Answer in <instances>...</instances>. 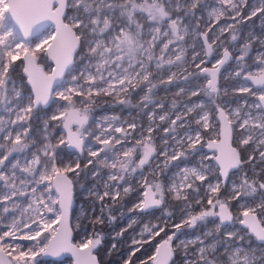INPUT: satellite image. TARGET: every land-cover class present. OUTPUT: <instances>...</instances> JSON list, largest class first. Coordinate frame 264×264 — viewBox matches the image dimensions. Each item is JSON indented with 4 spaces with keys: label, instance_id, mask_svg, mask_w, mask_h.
I'll use <instances>...</instances> for the list:
<instances>
[{
    "label": "snow or ice",
    "instance_id": "6c2138e0",
    "mask_svg": "<svg viewBox=\"0 0 264 264\" xmlns=\"http://www.w3.org/2000/svg\"><path fill=\"white\" fill-rule=\"evenodd\" d=\"M253 18L264 27V0H0V264L64 253L74 264H100L104 235L94 226L104 224L106 208L109 222L117 219L113 206L145 168L153 182L144 179L129 211L165 209L170 219L169 197L184 207L175 231L139 264H177L178 254L180 264H264V33L245 30ZM201 78L203 86L193 83ZM222 78L232 86L221 87ZM173 86L170 105L154 98ZM133 95L147 128L136 118L96 116L102 99L126 107ZM52 106L37 141L32 121ZM56 122L64 131L53 142ZM165 123L157 145L153 134ZM201 130L213 136L202 143ZM190 156L199 159L191 164ZM165 171L167 183L159 179ZM230 173L240 179L222 199ZM89 178L97 182L91 188L81 183ZM77 185L101 203V215L89 219L93 231L78 243ZM210 220L213 230L181 239L183 229ZM163 232L145 224L123 264H134L135 253Z\"/></svg>",
    "mask_w": 264,
    "mask_h": 264
},
{
    "label": "rangeland",
    "instance_id": "374dc122",
    "mask_svg": "<svg viewBox=\"0 0 264 264\" xmlns=\"http://www.w3.org/2000/svg\"><path fill=\"white\" fill-rule=\"evenodd\" d=\"M209 4H214V0H208ZM252 2H254V0H252ZM253 30L256 32L257 35H260L262 33H264V27H261L260 25V21L258 18H253L252 22L248 23L246 25L245 30ZM234 51V49H233ZM214 62V61H213ZM19 63V62H17ZM50 63V62H49ZM205 66L211 68V63L206 64ZM230 66H234L231 62H230ZM46 70H47V65H46ZM227 73L222 69V76L226 75ZM195 84H200L201 86H203L206 83V80H204L203 78H201L198 81L193 82ZM221 83V87H230L232 86V82L231 81H224L223 78L220 81ZM180 87H187L184 84H180ZM178 91V88L176 86L171 87L167 93H165V91L163 89H160L159 94L154 97L155 99H160V100H164L166 103H168L170 105L171 101L176 98L175 97V93ZM201 99H203L204 97L201 96ZM105 99L107 100V103H105ZM139 99L140 96L139 95H133L132 97V106H126V107H121L118 105H114L113 100L111 98H104L100 101L101 106L97 109L96 111V116H103L105 114H115L120 116L122 119L128 120V119H132V118H136L138 123H143L144 127L147 128L148 126V120L146 116H138L137 114V109L134 107L137 103H139ZM181 100H183L184 98L181 97ZM194 100L196 98H193ZM55 111V106H52V108L48 109V110H40L37 114H36V118L33 119L32 121V135L33 137L37 140V141H42L43 136H44V130H43V124L46 120H48V118L53 114V112ZM212 123H215V119L213 117ZM58 124V126L55 128V135L53 136V142H55V140L57 138H59L60 133L63 130L62 128V124H59V122H56ZM168 124L165 123L163 124L160 129L156 132H154V136L157 137V145H159V137L163 135V131L162 128L163 127H167ZM193 127H195V125H193ZM49 131L51 132L52 129L50 128ZM179 135H183V131L179 130ZM202 136H203V141L202 143L206 142L207 139L211 138L213 136L212 132H205L204 130H201ZM119 135V134H117ZM138 135V133H137ZM204 154L207 155H211V152L206 150V147L202 150ZM249 152H251V149H248ZM199 159V157H189V162L191 164H195L197 162V160ZM84 163H86V159L81 158V164L83 165ZM181 167L183 166V163H181L180 165ZM91 167V166H90ZM249 168H251V166H249ZM176 168H172V171H176ZM102 176H104L106 178L107 176V172L104 171L101 173ZM249 175L251 176V172H249ZM171 173H169L168 171H165L163 176H160L159 179L164 181L165 183L168 182V180L170 179ZM144 179H147L149 182H153V174H152V170L149 168H145L143 170V176H141L139 173H137L135 175L134 178H130V182L132 184V188L134 189L132 192H130V194L128 195H124L122 193V197H129L130 200V206L126 209H124L123 207H117L118 203L122 200H120L118 203H116L113 208L115 207L116 209V213L115 216L118 218L116 221L117 223L115 224L114 221L113 222H109L108 218H107V208L105 209V212L103 214V218H104V224L106 226V228H109L111 231H109V233L106 232H98V233H102L104 235V243L102 244V246H100L99 251L101 253V257L105 260L108 257V254L110 252H114V256L117 260L119 261H114L111 263H106V264H123V261L128 257L129 253L133 250V245H132V239L136 238V239H141L140 236V232L141 229L143 228V226L145 224H148L149 226L151 225H161V226H165V232L161 233L159 236L155 237L154 240L149 241L148 243L144 244L143 247L140 248V250L138 252L135 253V255L133 256L134 260V264H139V261L141 259H147L148 256H151L154 251H155V245L159 244L161 242L162 239L166 238V234L170 235L173 231H175V229L173 228V224L175 223H179L180 220L183 218V216L181 215V209L184 207V202L183 201H176L173 200L171 197L168 198L167 204H166V211L168 212H172V217L169 219L166 217L165 215V209H161V210H151L148 213H141V212H130L129 209H131L133 207L134 204H136L138 202V200L140 199L141 193L143 191V181ZM240 179V174L239 173H230V179H229V184L227 188H222L221 189V193H220V197L226 198L228 192L231 189V181H238ZM90 183L87 185L88 188H91L93 186V184L97 183L96 181L91 180V178H89ZM205 186H201V192L200 195L201 196H205L206 197V193H205ZM100 191H103V187L101 185ZM75 191H78L79 194V203H75L74 202V213H72V217H71V222L73 225V238H74V242H80L86 232L87 233H91L93 231V225L89 222V219L92 218L93 216H97V215H101V203L96 200L95 197H92L90 199L86 198V190L81 188L79 185L76 186ZM189 203H191L193 205L191 211L193 213L198 212L200 210V205H197L195 203V199H190ZM206 203V200H205ZM105 205H112V201L109 199H105L104 201ZM95 208V212H92V209ZM232 208L234 211V214L238 211V205L236 204V201H232ZM87 213L88 216L87 218L85 217L84 213ZM82 220H84L87 223H90L91 226L87 227V229H85V222H83ZM133 220H135L136 222L132 225V227H128L129 223H131ZM77 222L80 223L81 227L76 228V224ZM82 222L84 224H82ZM215 227L214 222H212L211 220L209 222H207L206 224H198V226L194 229H183V233L184 235L181 236V239H185V238H194L196 236H200L202 235L204 232L206 231H211L213 230ZM122 228H126L127 231L124 233V235L120 238L117 239H113V237H115L116 233L119 232ZM78 230V237L77 239L75 238V230ZM97 232V231H96ZM26 244L28 242H25ZM115 243L116 244V248L113 249L112 248V244ZM174 243H178V241L175 240L174 238ZM38 264H72V260L70 258H66L63 260H45L43 259V257H38ZM176 261L177 264H180V254H178V256L176 257Z\"/></svg>",
    "mask_w": 264,
    "mask_h": 264
},
{
    "label": "trees",
    "instance_id": "16d2710c",
    "mask_svg": "<svg viewBox=\"0 0 264 264\" xmlns=\"http://www.w3.org/2000/svg\"><path fill=\"white\" fill-rule=\"evenodd\" d=\"M81 183H86V184L88 185V184L90 183V180L88 179L86 182H85L84 180H81ZM77 186H78V185H77ZM73 198H74V202H75V203H79L80 199H79L78 191H75ZM120 206L123 207L124 209L128 208V207L130 206V200H129V197H124V198L118 203V205L116 206V208H117V207H120ZM72 213H74V210H73ZM115 213H116V209H115V207H114V208H112V212H111V214L115 216ZM117 219H118V218H117ZM117 219H116V220H117ZM116 220L114 221L115 224L117 223ZM82 221L85 222L84 220H82ZM83 222H82V224H84ZM85 225H87V227H90V226H91V224H90V223H87V222H85ZM94 229H95V231H97V232H106V233H109V231H111L109 228H106L105 224H96V225L94 226ZM77 237H78V230L76 229V230H75V238L77 239ZM96 255H97V258H98L99 261H100V264H106V263H111V262H114V261H119V260H117V259L115 258V256H114V252H110V253L108 254V257H107L105 260L101 257V253H100L99 249L96 251ZM134 261H136V260H134V258H133V262H134Z\"/></svg>",
    "mask_w": 264,
    "mask_h": 264
},
{
    "label": "water",
    "instance_id": "95a60500",
    "mask_svg": "<svg viewBox=\"0 0 264 264\" xmlns=\"http://www.w3.org/2000/svg\"><path fill=\"white\" fill-rule=\"evenodd\" d=\"M207 151L211 152L210 150H208L206 148ZM73 208H74V199H73V207H72V212H73ZM71 217H72V213H71ZM96 254V253H95ZM43 259L45 260H63V259H66V258H70L72 260V264H74V260H73V257L71 256L70 253H64L62 254L60 257H50V256H42Z\"/></svg>",
    "mask_w": 264,
    "mask_h": 264
},
{
    "label": "flooded vegetation",
    "instance_id": "af4514ba",
    "mask_svg": "<svg viewBox=\"0 0 264 264\" xmlns=\"http://www.w3.org/2000/svg\"><path fill=\"white\" fill-rule=\"evenodd\" d=\"M74 199V198H73ZM151 211V210H150ZM73 241H74V238H73Z\"/></svg>",
    "mask_w": 264,
    "mask_h": 264
}]
</instances>
